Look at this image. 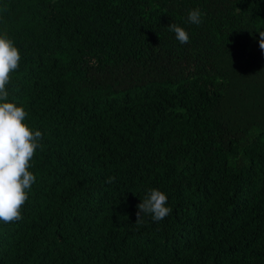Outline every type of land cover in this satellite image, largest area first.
Listing matches in <instances>:
<instances>
[{
	"label": "trees",
	"instance_id": "1",
	"mask_svg": "<svg viewBox=\"0 0 264 264\" xmlns=\"http://www.w3.org/2000/svg\"><path fill=\"white\" fill-rule=\"evenodd\" d=\"M260 31L264 0H0V102L42 133L0 264H264ZM152 188L172 211L137 225Z\"/></svg>",
	"mask_w": 264,
	"mask_h": 264
},
{
	"label": "clouds",
	"instance_id": "2",
	"mask_svg": "<svg viewBox=\"0 0 264 264\" xmlns=\"http://www.w3.org/2000/svg\"><path fill=\"white\" fill-rule=\"evenodd\" d=\"M188 21L199 25L201 13L190 10ZM176 39L185 44L189 35L184 28L172 23L168 26ZM259 47L264 51V31L259 32ZM20 52L7 35H0V101H7L9 93L6 85L10 74L18 69ZM27 113L23 107L11 102H0V221L5 224L22 219L21 209L28 199L27 191L35 182V176L28 170L35 151L40 147L42 133L33 132L25 123ZM114 176L105 183H113ZM167 195L159 189H149L137 204L135 224L140 225L144 214H151L153 221L159 222L167 217L172 209L167 207Z\"/></svg>",
	"mask_w": 264,
	"mask_h": 264
}]
</instances>
